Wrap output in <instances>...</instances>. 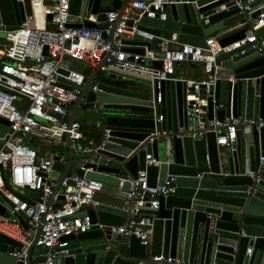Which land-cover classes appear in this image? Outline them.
Returning <instances> with one entry per match:
<instances>
[{
	"label": "water",
	"instance_id": "obj_1",
	"mask_svg": "<svg viewBox=\"0 0 264 264\" xmlns=\"http://www.w3.org/2000/svg\"><path fill=\"white\" fill-rule=\"evenodd\" d=\"M138 1L141 0H70L69 26L96 27L89 21H78V17L91 14L104 29L105 13L119 11L121 16L129 4ZM176 1L167 7L165 21L153 12L139 19L141 10L130 8L128 25L138 20L137 30L153 39L135 34L131 41H124V50L143 55L146 47L160 54L163 41L167 43L165 49H171L174 34L180 45L204 46L207 37L224 32L227 34L217 40L221 48L245 37V19L235 7L237 0ZM251 7H261L251 15L254 19L264 11V0H254ZM25 17L31 19L29 0H0V33L13 30ZM257 38L264 50V27ZM7 44L0 38V53ZM250 47L246 44L215 58L214 85L208 93L204 89L198 92L199 98L206 101L203 108L208 120L264 118V55ZM153 66L158 68L160 64ZM66 68L88 79L69 111L68 123L81 122L85 133L94 137L92 147L103 130L110 133L102 150L89 154L69 151L66 165L58 163L59 157H52V171L61 172L59 179L75 174L102 184L93 196L97 205L79 213L88 215L93 227L86 233L63 238L68 255L57 258L54 264H160L159 258L169 257L183 264H264V182L255 183L249 176L259 168L264 156V127L240 128L235 151L220 150L214 133L201 139L179 137L180 130L188 125L187 99L195 94L185 82L162 83V102L156 106V116L161 115L163 122L156 127L148 80L114 71L103 75L99 67H86L75 60ZM59 72L67 74L65 70ZM94 77H98L95 93L89 91L90 84H95ZM95 105H103V120ZM9 133V123L0 118V149ZM167 138L171 141L169 151ZM146 155L158 164L147 165ZM75 156L79 160L73 166ZM138 171L146 172L150 187L175 178L174 192L159 197L157 209L140 210L153 218L147 246L135 237L123 238L112 230L126 221L124 204L130 187L127 180L135 179ZM261 175L264 179V172ZM28 198H34V194L28 193ZM0 204L7 208L1 195ZM5 208L0 207L1 215ZM12 216L27 230L28 220L22 213ZM34 244L25 262L17 263L9 253H16L22 245L0 234V264H44L45 257Z\"/></svg>",
	"mask_w": 264,
	"mask_h": 264
},
{
	"label": "built area",
	"instance_id": "obj_2",
	"mask_svg": "<svg viewBox=\"0 0 264 264\" xmlns=\"http://www.w3.org/2000/svg\"><path fill=\"white\" fill-rule=\"evenodd\" d=\"M16 1L23 3V0ZM69 1L29 0L31 19L25 17L13 30L3 32L8 44L3 46L0 55V118L9 123L10 133L0 149V195L7 208L2 204L0 207L9 210L4 215L0 214V234L22 245L16 253H9L17 263L25 262L28 250L35 243L34 247L40 248L41 256L45 257L44 264H54L57 258L68 255L65 250L67 242H63V238L86 233L93 227L90 217L79 216V213L97 205L93 196L101 190L102 184L75 174L51 181L48 177L53 159L17 145L21 142L17 136L27 135L30 139L54 142L75 154L103 149L110 130H103L100 140L92 147L94 137L83 131L82 123H68L69 111L88 79L79 72L68 70L62 65L63 61L75 60L86 67H99V73L103 75L114 71L148 80L156 127L163 122L161 115L156 116V106L162 102V83L185 82L195 94L187 99L188 125L180 130L179 137L201 139L208 133H214L217 147L234 152L238 129L264 127V118H226L223 122L208 120L203 108L206 101L198 96L201 89L206 93L211 91L215 82L214 60L219 54L250 44L251 49L264 55L257 38V33L264 27V11L251 18L255 11L261 9L251 7L254 0L235 2L247 28L243 39L227 47L221 48L217 39L211 38L205 41L204 46L182 44L177 50L163 49L160 54L144 47L143 55L124 50L127 47L124 41H131L135 34L153 39L152 35L137 30L138 20L133 21L132 26L128 25L131 19L127 8L121 16L119 11L105 13L103 23L107 26L104 29L99 27L101 23L93 15L78 17L80 23L86 20L97 25L86 29L69 26ZM176 3V0H141L132 3L131 8L141 10L139 19L153 12L159 20L165 21L167 7ZM154 63L160 66L155 68ZM178 63L201 65L204 76L193 81L176 78L175 66ZM60 70L67 74H61ZM93 83L89 91L95 93L98 91V77H94ZM95 110L103 120V105H95ZM146 160L147 165L158 164L150 155H146ZM58 163L66 165L67 160L59 158ZM263 172L264 156L260 159L259 168L249 176L255 183L264 182ZM127 182L130 187L124 204L126 221L123 226L112 230L123 238L135 237L141 245L147 246L153 232V218L140 210L157 209L158 198L174 192L175 178H168L161 186L150 187L146 172L138 171L136 178ZM28 193H33L34 198H28ZM18 213L27 218V230H23L12 216ZM250 254L251 249H248L247 255ZM158 261L160 264H183L170 257L159 258Z\"/></svg>",
	"mask_w": 264,
	"mask_h": 264
},
{
	"label": "crops",
	"instance_id": "obj_3",
	"mask_svg": "<svg viewBox=\"0 0 264 264\" xmlns=\"http://www.w3.org/2000/svg\"><path fill=\"white\" fill-rule=\"evenodd\" d=\"M217 1H220V0H215L211 3H216ZM131 8V4L127 6V11H129V9ZM221 10H224V6H221L220 7ZM91 14H86L85 17H89ZM78 21L80 22L81 20L78 19ZM247 28V25L243 24L242 28ZM240 28V27H239ZM239 28H236V30H238ZM227 33H224V32H220V33H217L216 35H211L209 37L206 38L207 39H211V38H215V39H220L221 37H224ZM176 38H177V35L174 34L173 35V38L171 40V49L172 50H177L180 46V44H178L176 42ZM167 43L165 41H163L162 43V49H165ZM213 47H217V44L216 43H213L212 44ZM199 76V77H198ZM204 76V73H203V70H202V66L201 65H197V64H188V63H178L176 64L175 66V77L176 78H182V79H186V80H190V81H193V80H198V79H201L202 77ZM84 128V127H83ZM85 129V128H84ZM83 129V131H85ZM240 130V129H238ZM162 134L164 135L165 132H162ZM167 146H166V150L169 151L170 147H171V141L170 139L167 138ZM69 150V149H68ZM220 150H225L224 148H221ZM35 151V150H34ZM70 151V150H69ZM37 152V155L39 156H44L46 157V155L49 153V157H54V156H57L59 158H64V159H67L68 157H63L62 155H58V154H55L52 152V149L48 146L46 147L45 145H42V147L39 149V151H36ZM52 172L54 171H51L49 173V179L52 175ZM58 173V176L57 177H54L55 180L59 179L61 177V172H57ZM206 177V176H205ZM210 177V176H209Z\"/></svg>",
	"mask_w": 264,
	"mask_h": 264
},
{
	"label": "rangeland",
	"instance_id": "obj_4",
	"mask_svg": "<svg viewBox=\"0 0 264 264\" xmlns=\"http://www.w3.org/2000/svg\"><path fill=\"white\" fill-rule=\"evenodd\" d=\"M0 38L4 39L5 35L3 32L0 33ZM68 61H63L62 65L64 67L68 66ZM17 138L21 139V142L18 143L17 145L19 146H25L28 147L32 150L39 151V149L42 147V145H45L46 147H50L52 149V152L58 155H62L63 157H68L69 155V150L66 148L60 147L58 144L54 142L47 141L45 139H30L29 136H17ZM79 160V156L73 157V166H75L76 162ZM58 173L56 171L52 172V175L50 177L51 181H55L54 177H57Z\"/></svg>",
	"mask_w": 264,
	"mask_h": 264
},
{
	"label": "bare ground",
	"instance_id": "obj_5",
	"mask_svg": "<svg viewBox=\"0 0 264 264\" xmlns=\"http://www.w3.org/2000/svg\"><path fill=\"white\" fill-rule=\"evenodd\" d=\"M215 48H217V47H215ZM2 53H0V55H1Z\"/></svg>",
	"mask_w": 264,
	"mask_h": 264
}]
</instances>
